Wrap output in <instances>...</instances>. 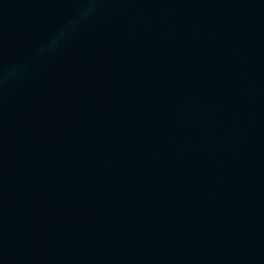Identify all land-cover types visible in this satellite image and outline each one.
Segmentation results:
<instances>
[{
	"label": "water",
	"instance_id": "obj_1",
	"mask_svg": "<svg viewBox=\"0 0 264 264\" xmlns=\"http://www.w3.org/2000/svg\"><path fill=\"white\" fill-rule=\"evenodd\" d=\"M0 264H264V0H0Z\"/></svg>",
	"mask_w": 264,
	"mask_h": 264
},
{
	"label": "clouds",
	"instance_id": "obj_2",
	"mask_svg": "<svg viewBox=\"0 0 264 264\" xmlns=\"http://www.w3.org/2000/svg\"><path fill=\"white\" fill-rule=\"evenodd\" d=\"M87 2L92 5L95 3V0H87ZM91 10V8L82 9L80 17L70 22L63 29H61L54 37H52L45 45L41 46V48L38 50V53L43 56L55 51L59 47L60 43L66 38L67 34L72 31L74 25L76 23H79L80 20L87 18ZM18 70L19 68L15 69L14 71Z\"/></svg>",
	"mask_w": 264,
	"mask_h": 264
}]
</instances>
